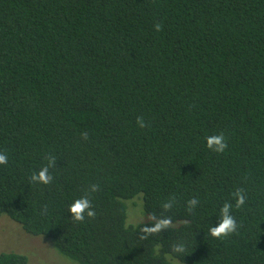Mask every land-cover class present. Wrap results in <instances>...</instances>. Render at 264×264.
<instances>
[{"label": "trees", "instance_id": "1", "mask_svg": "<svg viewBox=\"0 0 264 264\" xmlns=\"http://www.w3.org/2000/svg\"><path fill=\"white\" fill-rule=\"evenodd\" d=\"M0 152V216L80 264H264V0H0Z\"/></svg>", "mask_w": 264, "mask_h": 264}, {"label": "rangeland", "instance_id": "2", "mask_svg": "<svg viewBox=\"0 0 264 264\" xmlns=\"http://www.w3.org/2000/svg\"><path fill=\"white\" fill-rule=\"evenodd\" d=\"M140 194L128 202V224L134 225L148 221L151 217L146 213ZM142 204V205H141ZM19 252L29 257V264H80L63 255L57 248L55 242L43 235H33L24 227L13 220L9 215L0 216V253ZM171 264H186L170 256Z\"/></svg>", "mask_w": 264, "mask_h": 264}, {"label": "clouds", "instance_id": "3", "mask_svg": "<svg viewBox=\"0 0 264 264\" xmlns=\"http://www.w3.org/2000/svg\"><path fill=\"white\" fill-rule=\"evenodd\" d=\"M155 27L157 28V30H159L160 25L157 24ZM137 122L141 127L144 126V121L142 118L138 117ZM207 147L218 153L223 152L227 147V143L223 134L209 136L207 138ZM7 162H8V156L3 152H0V164H7ZM51 163H52V159L49 160V164L47 166L42 167L38 172H34L31 176V180L33 182H38L43 184L50 183L52 177L49 175V166L51 165ZM96 190H97V186L92 185V191L95 192ZM236 196H237L236 206H240L244 204L245 201L244 195L240 192H237ZM230 207H231L230 205L225 204L224 208L222 209L223 218L221 222L218 224V226L211 227L209 229L212 236L223 237L236 230L237 225L235 220L233 219V216L230 214ZM69 211L73 214V219L77 221L83 220L85 214L88 217H92L95 214L94 210L91 207V202L87 197H81L75 200L70 205ZM168 223L169 221L162 220L156 223L154 229L151 230L153 231L158 230L163 225H166Z\"/></svg>", "mask_w": 264, "mask_h": 264}]
</instances>
